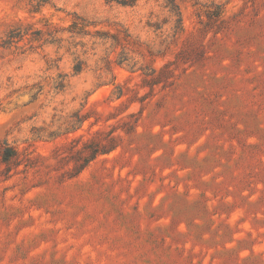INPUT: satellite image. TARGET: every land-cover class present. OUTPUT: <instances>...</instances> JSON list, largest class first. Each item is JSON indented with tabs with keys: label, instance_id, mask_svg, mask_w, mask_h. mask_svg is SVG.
Here are the masks:
<instances>
[{
	"label": "rangeland",
	"instance_id": "rangeland-1",
	"mask_svg": "<svg viewBox=\"0 0 264 264\" xmlns=\"http://www.w3.org/2000/svg\"><path fill=\"white\" fill-rule=\"evenodd\" d=\"M175 1L0 0V264H264V0Z\"/></svg>",
	"mask_w": 264,
	"mask_h": 264
},
{
	"label": "trees",
	"instance_id": "trees-1",
	"mask_svg": "<svg viewBox=\"0 0 264 264\" xmlns=\"http://www.w3.org/2000/svg\"><path fill=\"white\" fill-rule=\"evenodd\" d=\"M107 3H116L117 5L120 6H125V7H133L136 5L138 0H105ZM167 1V5L170 7V10L174 13V15L176 16L177 20L176 22L178 23V29L179 32H183V26H182V18H181V12L179 10V7L176 3L175 0H166ZM48 4V0H28V5H29V9L28 12L29 13H38L41 8H43L44 6H46ZM220 12H218L216 14V17H219ZM4 25H6V31L4 33L5 39L2 40V42L0 43V48H5V47H9L12 46V44H15L19 41H21L24 36L29 35V27H31V25L29 24H25L23 20H17V21H11L9 23H4ZM90 23L83 17L78 16L77 14H72V23L70 25V30L68 33L71 34H77V35H82V36H94L91 34L89 27H90ZM55 30L52 29H48V32L45 34L51 41H57L61 42V39H57L55 38ZM96 36L98 35H106V34H100V32L96 31L95 32ZM32 38L34 40L40 41L44 34L38 30L33 32ZM72 37V36H71ZM109 36H105V38H108ZM82 64L80 61L76 62V64L73 67V72L74 73H79L81 71ZM15 154V151L11 150L10 148H6V153L3 154V159L4 160H8L12 157V155Z\"/></svg>",
	"mask_w": 264,
	"mask_h": 264
}]
</instances>
